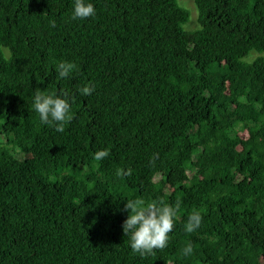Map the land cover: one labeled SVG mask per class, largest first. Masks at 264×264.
<instances>
[{"label": "trees", "instance_id": "obj_1", "mask_svg": "<svg viewBox=\"0 0 264 264\" xmlns=\"http://www.w3.org/2000/svg\"><path fill=\"white\" fill-rule=\"evenodd\" d=\"M86 2L0 0V134L25 154L0 144V264H264V0H195L192 29L178 0ZM37 91L75 97L63 133ZM137 197L182 201L146 258L122 228Z\"/></svg>", "mask_w": 264, "mask_h": 264}, {"label": "clouds", "instance_id": "obj_2", "mask_svg": "<svg viewBox=\"0 0 264 264\" xmlns=\"http://www.w3.org/2000/svg\"><path fill=\"white\" fill-rule=\"evenodd\" d=\"M96 16V8L93 3L86 0H74L73 20H86ZM56 27L55 21L51 25ZM77 65L73 62H60L57 65L58 78L65 79L77 71ZM95 91L91 84L79 89L81 95L90 96ZM75 97L70 101L68 93L58 95L56 93L44 94L37 91L34 97L32 107L38 113L40 122L44 125L54 127L57 132L63 133L65 125L70 123L74 116L72 115V103ZM110 156V150H99L94 154V159L101 161ZM157 157H153L151 164L154 166ZM117 175H132V169L125 172L124 169H118ZM182 201L177 200L174 205L166 203L163 199L159 201L148 202L144 198L137 197L128 199L124 206L125 211H130V215L124 221L122 228L126 236L130 237V247L134 253H139L141 257L146 258L154 255L156 250H163L168 246L170 233L175 228V222L181 209ZM202 214L199 211H193L185 224L187 233H194L202 224ZM194 249L189 243L183 250L184 256H190Z\"/></svg>", "mask_w": 264, "mask_h": 264}, {"label": "rangeland", "instance_id": "obj_3", "mask_svg": "<svg viewBox=\"0 0 264 264\" xmlns=\"http://www.w3.org/2000/svg\"><path fill=\"white\" fill-rule=\"evenodd\" d=\"M179 4L187 8L190 12V18L189 21L192 19L189 25V29L196 28L198 25V8L196 7L195 0H178ZM189 21L185 24V29L187 28V24ZM253 57L256 56V53L252 54ZM251 58V57H250ZM0 144H3L6 146V149L4 150L6 153H14L16 151L17 157L23 158L25 157V154L20 152L19 148L13 143V145L7 144V137L5 135L0 134ZM13 146V147H12Z\"/></svg>", "mask_w": 264, "mask_h": 264}]
</instances>
